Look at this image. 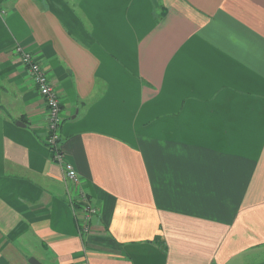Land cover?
<instances>
[{
	"label": "crops",
	"instance_id": "1",
	"mask_svg": "<svg viewBox=\"0 0 264 264\" xmlns=\"http://www.w3.org/2000/svg\"><path fill=\"white\" fill-rule=\"evenodd\" d=\"M17 44L59 92L86 237ZM31 259L264 264V0H0V264Z\"/></svg>",
	"mask_w": 264,
	"mask_h": 264
},
{
	"label": "built area",
	"instance_id": "2",
	"mask_svg": "<svg viewBox=\"0 0 264 264\" xmlns=\"http://www.w3.org/2000/svg\"><path fill=\"white\" fill-rule=\"evenodd\" d=\"M15 53L20 57L42 96L48 116V138L46 144L51 150L52 161L59 164L68 192L75 196L76 213L79 214L78 226L80 235L86 237L91 231L93 217L98 213L88 195L82 188L81 178L75 166L67 159L61 147V126L63 124L62 106L59 92L51 82L47 68L37 59L36 55L23 45L17 44Z\"/></svg>",
	"mask_w": 264,
	"mask_h": 264
},
{
	"label": "water",
	"instance_id": "3",
	"mask_svg": "<svg viewBox=\"0 0 264 264\" xmlns=\"http://www.w3.org/2000/svg\"><path fill=\"white\" fill-rule=\"evenodd\" d=\"M30 262H31L32 264H40V263H39L37 260H35V259H31Z\"/></svg>",
	"mask_w": 264,
	"mask_h": 264
},
{
	"label": "rangeland",
	"instance_id": "4",
	"mask_svg": "<svg viewBox=\"0 0 264 264\" xmlns=\"http://www.w3.org/2000/svg\"><path fill=\"white\" fill-rule=\"evenodd\" d=\"M157 12H158V13H160V12H161V10H160V7H158V8H157Z\"/></svg>",
	"mask_w": 264,
	"mask_h": 264
}]
</instances>
